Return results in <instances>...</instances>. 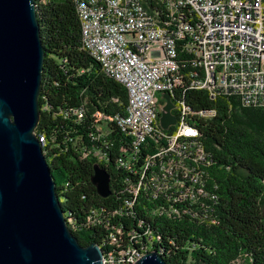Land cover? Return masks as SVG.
Masks as SVG:
<instances>
[{
    "label": "trees",
    "instance_id": "trees-1",
    "mask_svg": "<svg viewBox=\"0 0 264 264\" xmlns=\"http://www.w3.org/2000/svg\"><path fill=\"white\" fill-rule=\"evenodd\" d=\"M35 1L45 50L36 135L79 243L99 245L105 257L145 246L144 252L160 250L167 264H264V109L212 99L191 89L190 74L181 71L188 89H175L174 98L193 112L217 110L211 120L192 117L199 136L185 140L206 154L204 161L189 155L186 162L204 192L194 206L209 208L156 213L164 202L153 196L162 178L160 159L145 169L175 127L158 124L135 148L117 122L127 114V91L84 48L77 0ZM96 165L111 176L107 199L92 184Z\"/></svg>",
    "mask_w": 264,
    "mask_h": 264
},
{
    "label": "built area",
    "instance_id": "built-area-1",
    "mask_svg": "<svg viewBox=\"0 0 264 264\" xmlns=\"http://www.w3.org/2000/svg\"><path fill=\"white\" fill-rule=\"evenodd\" d=\"M80 1L85 15L83 46L94 43L91 55L125 87L127 114L117 122L133 137L135 148L156 131L167 104L163 95H171L174 142L149 157L145 169L160 165L162 178L153 196H162L164 202L156 213L208 209L204 202L195 208L203 190L186 162L189 155L193 162L204 161L206 154L200 145L193 148L185 140L199 136L190 123L192 117L211 120L217 110L193 112L174 98V90L188 89L181 79V71H188L192 83L209 85L213 98L264 109V0ZM157 158L159 165H155ZM134 192L139 196V188ZM133 204L127 201L128 206ZM110 238L116 242L113 235ZM144 251L145 246L140 251L128 248L118 257H104V263L118 259V264H134L132 255L142 259L149 252Z\"/></svg>",
    "mask_w": 264,
    "mask_h": 264
},
{
    "label": "water",
    "instance_id": "water-1",
    "mask_svg": "<svg viewBox=\"0 0 264 264\" xmlns=\"http://www.w3.org/2000/svg\"><path fill=\"white\" fill-rule=\"evenodd\" d=\"M35 0H0V264H104L82 246L66 219L43 143L36 135L45 50ZM161 127L176 124L171 95ZM92 184L112 195L111 176L96 165ZM137 264H167L158 249Z\"/></svg>",
    "mask_w": 264,
    "mask_h": 264
},
{
    "label": "bare ground",
    "instance_id": "bare-ground-1",
    "mask_svg": "<svg viewBox=\"0 0 264 264\" xmlns=\"http://www.w3.org/2000/svg\"><path fill=\"white\" fill-rule=\"evenodd\" d=\"M77 10L79 13V17L81 19L82 22V26H85V15H84V11L82 9V5H81V1L77 0ZM85 48L89 51L90 54H95V44L94 43H85ZM108 74H110V72L106 71ZM191 89H195V90H204L206 92L209 93V85L208 84H203V83H192V76H191ZM209 95L212 97V93H209ZM212 99H216L213 98ZM169 142H174V135L169 137ZM43 143V141H42ZM44 145V143H43Z\"/></svg>",
    "mask_w": 264,
    "mask_h": 264
},
{
    "label": "rangeland",
    "instance_id": "rangeland-1",
    "mask_svg": "<svg viewBox=\"0 0 264 264\" xmlns=\"http://www.w3.org/2000/svg\"><path fill=\"white\" fill-rule=\"evenodd\" d=\"M125 255L126 254L124 253L122 255V257L125 256ZM119 256L121 257V255H119ZM115 260L118 261V259H114V260L107 259L104 264H118L117 262H115ZM139 260H141V256L132 255V258H131L130 262H132L134 264H137Z\"/></svg>",
    "mask_w": 264,
    "mask_h": 264
}]
</instances>
